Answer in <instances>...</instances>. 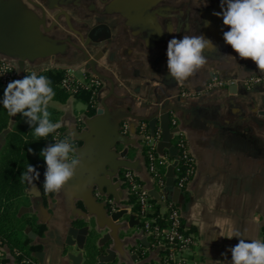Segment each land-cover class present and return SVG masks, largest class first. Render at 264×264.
Returning a JSON list of instances; mask_svg holds the SVG:
<instances>
[{
    "label": "crops",
    "instance_id": "0c3cea01",
    "mask_svg": "<svg viewBox=\"0 0 264 264\" xmlns=\"http://www.w3.org/2000/svg\"><path fill=\"white\" fill-rule=\"evenodd\" d=\"M10 1L2 0L0 5L6 7ZM19 1L27 14L15 25V41L25 45L27 55L22 59L0 53L17 70L19 80L24 73L61 68L80 79L95 76L103 82L92 116L76 97L64 104L51 103L61 111L62 133L73 141L72 131L91 136L88 146L75 141L81 164L61 192L45 198L39 179L29 183L21 214L35 217L44 228L42 233L33 228L25 231L29 246L37 248L32 252L34 264H74L69 255L81 256L78 264H84L92 233L99 249L117 251L112 263L145 264L140 240L148 241L147 235L138 226L114 232L109 214L91 212L97 210L93 198L97 203L105 200L90 183L102 157L117 149L127 151L125 159L135 163L133 171L154 191L142 153L143 137L134 130L145 123L151 131H162L164 113L177 115L195 160L196 173L185 190L176 196L175 177L173 186L167 183L168 195L196 237L195 259L199 264H231L230 249L239 240L226 237L236 231L264 240V72L251 60L239 59L226 45L223 34L229 29L222 17L213 14L222 11V0ZM184 35H202L214 48L206 50L208 63L201 70L178 83L168 75L167 46ZM252 78L262 81L251 84ZM184 91L190 96L184 97ZM126 122L132 127L128 136L122 132ZM14 126L15 117H10L7 131ZM121 136L128 137L129 145L119 141ZM79 149H84L82 155ZM168 165L166 173L173 160ZM123 171L114 179L120 185L118 209L136 215L128 202ZM166 211L162 206L161 214ZM81 213L91 229L84 244L79 243V234L69 232L87 225ZM3 254L0 264L2 259L20 264L7 248Z\"/></svg>",
    "mask_w": 264,
    "mask_h": 264
},
{
    "label": "clouds",
    "instance_id": "9594fccd",
    "mask_svg": "<svg viewBox=\"0 0 264 264\" xmlns=\"http://www.w3.org/2000/svg\"><path fill=\"white\" fill-rule=\"evenodd\" d=\"M220 13L223 24L229 31L223 34L241 60H251L260 72H264V0H222ZM205 26H208L206 22ZM211 41L202 35H184L172 39L167 46L168 75L178 83L187 81L207 63L205 55ZM236 60L233 56H225ZM55 92L51 81L44 75L27 74L23 79L11 81L5 91L3 107L10 117L21 114L33 128L36 140L47 139L56 133L59 124L53 123L48 111ZM31 151V149H29ZM74 145L67 139L50 144L41 150L46 170L43 188L45 193H59L71 181L81 164ZM39 179V172L31 165L21 173V182L32 183ZM238 238L239 242L230 249L231 264H264V240L249 239L236 231L226 237ZM247 241V242H246ZM215 264H221L216 261Z\"/></svg>",
    "mask_w": 264,
    "mask_h": 264
},
{
    "label": "trees",
    "instance_id": "16d2710c",
    "mask_svg": "<svg viewBox=\"0 0 264 264\" xmlns=\"http://www.w3.org/2000/svg\"><path fill=\"white\" fill-rule=\"evenodd\" d=\"M31 73H24L22 79L27 74ZM66 73L67 71L61 68H51L36 72L37 75H44L51 81V87L55 92L53 102L64 104L68 102L70 98L76 97L86 103L87 114L90 116L94 115L97 109L96 99L93 97L92 93L87 90H80L75 94L67 91L62 86V81L66 77ZM4 91L5 88L0 82V135L9 128L10 121V116L7 114L2 103ZM48 111L51 113L50 119L52 122L58 124L61 111L52 107L51 104L48 107ZM134 131L139 132V129L136 128ZM32 132L33 128L28 125L26 119L22 117L21 114H17L15 116V126L7 133L4 143L0 146V240L20 264L24 258H29L34 261L32 252L37 250L36 247H30L28 241L24 237L26 229L33 228L40 233H42L44 229L38 224L35 217L21 214L23 198L29 186L27 181L21 182V173L26 171L27 165L33 166L41 173L39 183L45 198L52 197L54 193H45L43 188L46 165L43 157L40 155L41 150L44 149L47 144H53V137L58 132L62 134V138L68 139L74 147L76 146V142L62 133L60 128L47 139L36 140ZM148 132H151L149 127ZM142 145V153L148 168V147L144 144L143 139ZM172 145L175 147V139H172ZM29 149H31V151H29ZM160 155L162 157H167L169 160H174L178 157L179 152L177 151V154L172 156L170 150L166 149L164 153ZM182 165L180 161L179 166L182 167ZM168 166V163L159 165V173L164 179L166 191L169 193L170 188L167 185L166 173ZM129 171L134 172L133 169H124L122 179L124 181V187L129 192L128 202L133 206V210L138 213L140 211V206L138 204L137 195L131 191L128 183L124 180V174ZM141 183L143 184L142 181ZM153 189L157 191L160 189L157 181L154 182ZM151 202L154 204V209L149 213V217L155 219L156 224H160L164 227L167 226L169 223L170 211L167 210L164 214H161L162 205L159 204L154 197L151 199ZM168 203H173L170 195ZM149 240H151L150 237ZM145 248L144 246V262L145 264H153L154 259H150V254L145 252ZM85 250L86 259L84 264H97L98 258L103 253V250L99 249L97 246V236L95 233L90 235ZM17 252H21L22 255H18ZM161 253L163 254L164 252ZM7 263V259H2L1 264Z\"/></svg>",
    "mask_w": 264,
    "mask_h": 264
},
{
    "label": "built area",
    "instance_id": "2783aa9c",
    "mask_svg": "<svg viewBox=\"0 0 264 264\" xmlns=\"http://www.w3.org/2000/svg\"><path fill=\"white\" fill-rule=\"evenodd\" d=\"M19 74L17 70L7 61L0 57V82L6 89L11 81L18 80ZM261 78H252L249 83L255 84L261 82ZM222 85V83H219ZM62 86L71 93H77L80 90L90 91L95 99H97L100 90L103 87V82L98 77L91 76L80 79L74 75L71 70H67L66 77L62 81ZM214 85H210L212 88ZM184 97H189L190 93L184 91ZM139 135L143 137L144 144L148 147L149 166L148 171L153 179L157 181L160 189L154 190L158 193L156 199L150 189L141 183L140 178L135 172H126L124 180L128 183L132 192L137 195L140 211L136 213L141 222L142 230L148 237L149 248H145V252L150 254V259H154L153 264H199L194 257V249L197 246V240L184 224L183 215L178 206L173 203H168V192L166 191L165 181L159 173V165L169 163L167 157H162L158 152V145L162 141L163 134L161 130L148 132V127L145 123H140L138 126ZM171 131L172 139H175V148L179 152L176 159L173 160L175 185L180 190H185L189 181L196 173L195 160L189 149L186 133L180 128L179 119L175 113L171 114ZM122 132L128 136L132 133L130 123L126 122L123 125ZM61 133H57L53 137V143L65 140ZM68 140V139H67ZM182 162V167L179 162ZM170 211L169 223L167 226L156 224L155 219L149 217V213L153 211L154 204L152 198ZM112 210H115V205L112 200L107 201ZM149 237L151 240H149ZM3 249H6L0 240V257H3ZM161 252H164L163 254ZM22 255L21 252H17ZM21 264H34V261L29 258H24Z\"/></svg>",
    "mask_w": 264,
    "mask_h": 264
},
{
    "label": "water",
    "instance_id": "95a60500",
    "mask_svg": "<svg viewBox=\"0 0 264 264\" xmlns=\"http://www.w3.org/2000/svg\"><path fill=\"white\" fill-rule=\"evenodd\" d=\"M2 0H0L1 2ZM26 9L20 3L19 0H11L8 6H1L0 5V53L3 55H8L11 57H21L25 59L26 55L24 52L25 45L23 43H17L15 41L16 35L14 34L15 25L19 22V18L23 15L25 18ZM20 15V16H19ZM19 16V17H18ZM20 78V76H19ZM18 78V80H19ZM162 122V134L163 138L162 141L158 145V152L163 154L166 149L170 150L172 156L177 154V149L172 145V131H171V117L169 113H164L161 117ZM88 125L91 123L87 121ZM152 130L151 132H154ZM9 131H5L0 135V146L4 143L5 137ZM73 138L76 142H85L88 146L90 134L85 131L79 133L77 131H72ZM122 140H119L121 143L128 144V137L121 136ZM119 143V142H118ZM114 148V147H113ZM79 149L78 153L80 155L81 152L84 150ZM127 151L119 152L117 149H113L109 151L108 154L102 157L100 160L98 168H95L92 173L93 181L90 183L91 187L99 193V197L105 201L111 200V197L114 199L112 200L115 205V210H112L108 203L105 201L96 202V199H92V202L95 206H97V210H91L99 215V211H103L104 214L109 216L110 227L112 231L118 232L120 230L127 231V229H133L135 226L140 227L142 229V225L140 220L138 219L137 215H129L128 211L123 209H118V203L120 202V193L117 192L119 188L118 183H114V179L117 177L118 172L120 169H134L135 163H132L125 159ZM176 163H174L171 167H169V173H167V183L170 186L174 185V167ZM174 191L176 196L181 192L180 189L174 187ZM152 195L158 199L159 195L156 191H152ZM95 200V201H94ZM108 208V209H107ZM99 209V210H98ZM21 213H23V209H21ZM82 214V213H81ZM128 215V218L125 216ZM83 221L87 224L81 228H72L69 230L71 236H76L77 234L80 235L78 240L79 243H85L86 237L89 235L91 229L88 225V219L85 214H82ZM131 238V237H130ZM67 240H71L69 236ZM132 240L136 241V237L133 236ZM147 242V243H146ZM140 243H144V246L149 248V244L146 238L141 239ZM83 246V245H82ZM139 248V246H137ZM43 253H37L36 256H42ZM69 257L73 260L74 264H78V262L82 259L81 256L74 257L69 255ZM117 260V251L113 248H107L103 251V253L98 258V264H109L112 262H116Z\"/></svg>",
    "mask_w": 264,
    "mask_h": 264
},
{
    "label": "rangeland",
    "instance_id": "374dc122",
    "mask_svg": "<svg viewBox=\"0 0 264 264\" xmlns=\"http://www.w3.org/2000/svg\"><path fill=\"white\" fill-rule=\"evenodd\" d=\"M54 104V103H53Z\"/></svg>",
    "mask_w": 264,
    "mask_h": 264
}]
</instances>
